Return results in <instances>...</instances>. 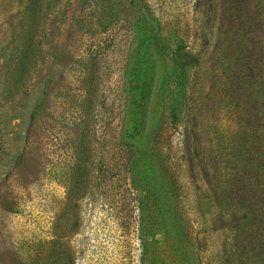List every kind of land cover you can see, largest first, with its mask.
<instances>
[{"label":"rangeland","instance_id":"obj_1","mask_svg":"<svg viewBox=\"0 0 264 264\" xmlns=\"http://www.w3.org/2000/svg\"><path fill=\"white\" fill-rule=\"evenodd\" d=\"M47 256L264 264V0H0V264Z\"/></svg>","mask_w":264,"mask_h":264},{"label":"trees","instance_id":"obj_2","mask_svg":"<svg viewBox=\"0 0 264 264\" xmlns=\"http://www.w3.org/2000/svg\"><path fill=\"white\" fill-rule=\"evenodd\" d=\"M88 152V153H87ZM86 154H89V151H87V150H80V151H78V157H79V159H78V161L76 162V164H75V171H77V170H79V174H78V177L77 178H83L84 177V175L86 174V176H87V173H86V169H87V166H86V164L83 162V159H84V157H85V155ZM77 178H75V180L77 179ZM77 182V181H76ZM78 182L80 183V181L78 180ZM65 235H64V233H59V236H57V238L54 240L55 242L56 241H58L60 238H62V237H64ZM52 238L49 240V246H50V248L52 247L51 245H52ZM50 248L48 247V250H49V252H48V254L50 253ZM50 255H53V258L55 259V260H57V261H59L60 260V258H61V254H60V252H59V250H57L56 249V246H53V250L51 251V253H50ZM49 258H50V256L48 257L47 256V258H44L43 259V263L44 264H49Z\"/></svg>","mask_w":264,"mask_h":264}]
</instances>
